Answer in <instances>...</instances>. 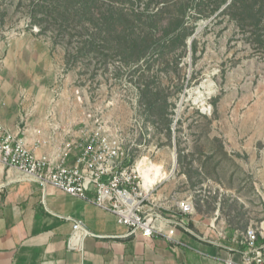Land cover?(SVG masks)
I'll use <instances>...</instances> for the list:
<instances>
[{"label":"rangeland","instance_id":"374dc122","mask_svg":"<svg viewBox=\"0 0 264 264\" xmlns=\"http://www.w3.org/2000/svg\"><path fill=\"white\" fill-rule=\"evenodd\" d=\"M40 1L0 0V83L10 79L13 46L45 45L53 69L33 81L44 92L49 137L59 141L80 125L118 134L140 172L143 164L161 167L151 193L157 207L189 202L195 218L219 231L257 229L264 221V24H237L220 13L221 0H178L181 26L173 25L177 0H108L128 11L135 35L151 38L132 62L93 25L63 30L37 11ZM28 80L11 78L22 88Z\"/></svg>","mask_w":264,"mask_h":264},{"label":"crops","instance_id":"0c3cea01","mask_svg":"<svg viewBox=\"0 0 264 264\" xmlns=\"http://www.w3.org/2000/svg\"><path fill=\"white\" fill-rule=\"evenodd\" d=\"M5 61L10 79L0 83V123L33 148L35 138L47 140L50 135L44 120L48 108L42 102L44 92L33 80L49 77L53 63L38 41L28 49L13 46ZM24 77L31 79L21 82L27 88L15 86L16 80L11 82V78ZM34 152L51 153L52 147ZM159 207L171 221L161 224L162 234L127 236V227L118 223L115 214L52 187L42 189L0 164V264H225L229 259L241 260L246 251L242 232L219 231L192 214ZM74 221H81L95 237L75 236L69 243ZM174 221H186L189 231ZM256 230L260 245L264 243V221Z\"/></svg>","mask_w":264,"mask_h":264},{"label":"built area","instance_id":"2783aa9c","mask_svg":"<svg viewBox=\"0 0 264 264\" xmlns=\"http://www.w3.org/2000/svg\"><path fill=\"white\" fill-rule=\"evenodd\" d=\"M56 140L35 138L31 148L23 136H13L0 123V164L15 169L23 179L37 183L42 189L52 187L115 214L118 223L127 227V236L141 233L151 237L163 233L161 224L171 221L156 209L151 199L155 183L149 185L148 191L143 188L138 164L133 165L120 135L108 133L102 127L80 125ZM45 145H53L52 152L36 155L34 149ZM176 208L182 215L193 213L189 202H181ZM173 223L189 231L186 221ZM75 236L95 237L81 221H74L69 243ZM257 236L254 228L243 231L241 243L246 251L239 262L229 259L225 264H264V243L257 245Z\"/></svg>","mask_w":264,"mask_h":264},{"label":"trees","instance_id":"16d2710c","mask_svg":"<svg viewBox=\"0 0 264 264\" xmlns=\"http://www.w3.org/2000/svg\"><path fill=\"white\" fill-rule=\"evenodd\" d=\"M220 2L221 5H225L220 13H227L229 18L237 24L250 25L254 28L264 24V0H229L228 4L227 0ZM152 3L153 0L148 1L149 5ZM184 4L177 0L172 5V9L177 14L173 19L174 26L182 24L181 18L178 16L184 12ZM35 7L38 12L61 24L63 30L79 26L84 29L85 25H93L97 30L95 33L97 38L120 49V54H123L127 61L135 62L141 59L145 55L148 42L151 39L149 33L143 37L135 35L130 26L133 20L128 17V11L115 7L108 0H41L36 3ZM159 10L148 16L149 22H155L153 19L159 15L157 13ZM139 14L141 13L136 16ZM90 45L93 46L94 42Z\"/></svg>","mask_w":264,"mask_h":264},{"label":"bare ground","instance_id":"6f19581e","mask_svg":"<svg viewBox=\"0 0 264 264\" xmlns=\"http://www.w3.org/2000/svg\"><path fill=\"white\" fill-rule=\"evenodd\" d=\"M141 176L143 179V188L146 191H148L149 185L154 184V182L159 177L163 176V173H162L161 167L150 163L147 166L145 164H143V167H141Z\"/></svg>","mask_w":264,"mask_h":264}]
</instances>
